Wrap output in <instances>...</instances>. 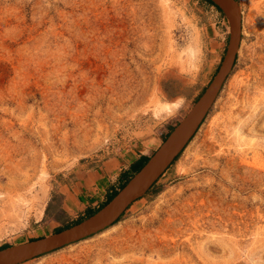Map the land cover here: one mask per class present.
Wrapping results in <instances>:
<instances>
[{"label": "rangeland", "instance_id": "374dc122", "mask_svg": "<svg viewBox=\"0 0 264 264\" xmlns=\"http://www.w3.org/2000/svg\"><path fill=\"white\" fill-rule=\"evenodd\" d=\"M236 2L234 67L181 151L112 226L20 264H264V0ZM230 30L205 0H0V250L96 211L74 209L87 180H129Z\"/></svg>", "mask_w": 264, "mask_h": 264}, {"label": "water", "instance_id": "95a60500", "mask_svg": "<svg viewBox=\"0 0 264 264\" xmlns=\"http://www.w3.org/2000/svg\"><path fill=\"white\" fill-rule=\"evenodd\" d=\"M214 2L228 17L229 41L222 61L196 103L175 124L162 144L114 197L82 221L53 235L0 250V264H20L98 234L112 226L133 200L146 189L181 151L208 115L234 67L241 42V12L236 0ZM229 11V13H228Z\"/></svg>", "mask_w": 264, "mask_h": 264}, {"label": "crops", "instance_id": "0c3cea01", "mask_svg": "<svg viewBox=\"0 0 264 264\" xmlns=\"http://www.w3.org/2000/svg\"><path fill=\"white\" fill-rule=\"evenodd\" d=\"M109 186L103 180H98L96 186L93 187L92 182L87 180V182L81 185L77 200L73 201L74 209L86 212L94 210V207H98L99 203L105 202L103 199L105 196L108 197L112 193L114 184L108 188Z\"/></svg>", "mask_w": 264, "mask_h": 264}, {"label": "trees", "instance_id": "16d2710c", "mask_svg": "<svg viewBox=\"0 0 264 264\" xmlns=\"http://www.w3.org/2000/svg\"><path fill=\"white\" fill-rule=\"evenodd\" d=\"M205 1H207L208 3H210L211 5H214L215 7H216V9L217 10H219L220 12H221V14L222 15H224V13H223V11L214 3V2H212L211 0H205ZM147 159H148V157L147 156H143V157H141L140 159H138L136 162H134L133 163V165L131 166L132 167V169L134 170V172H136V171H138L141 167H142V165L147 161ZM127 180H128V177H127V179H125L122 183H121V185H119V190L125 185V183L127 182ZM118 189H116L115 191H113L108 197H107V199L105 200V202L96 210V211H98L100 208H102L104 205H106L111 199H112V197H114L115 195H116V193L118 192ZM96 211H92V212H89L88 213V215H87V217H89L90 215H92L93 213H95ZM86 218V217H85ZM119 220V219H118ZM117 220V221H118ZM80 221H82V219H79V220H77L76 222L78 223V222H80ZM116 221V222H117ZM63 228H61V229H58L57 231H61Z\"/></svg>", "mask_w": 264, "mask_h": 264}, {"label": "bare ground", "instance_id": "6f19581e", "mask_svg": "<svg viewBox=\"0 0 264 264\" xmlns=\"http://www.w3.org/2000/svg\"><path fill=\"white\" fill-rule=\"evenodd\" d=\"M217 1H219V2H221V3H225V1L224 0H217ZM228 13H229V11H228ZM173 105H175V103H173ZM177 105V104H176ZM172 109V106L171 105H165L164 106V110H167V111H170Z\"/></svg>", "mask_w": 264, "mask_h": 264}]
</instances>
